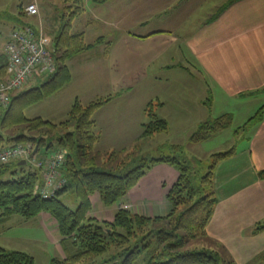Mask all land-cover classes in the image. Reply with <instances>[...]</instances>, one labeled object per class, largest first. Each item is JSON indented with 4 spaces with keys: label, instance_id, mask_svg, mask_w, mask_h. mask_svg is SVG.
Returning a JSON list of instances; mask_svg holds the SVG:
<instances>
[{
    "label": "crops",
    "instance_id": "1",
    "mask_svg": "<svg viewBox=\"0 0 264 264\" xmlns=\"http://www.w3.org/2000/svg\"><path fill=\"white\" fill-rule=\"evenodd\" d=\"M92 1L95 5L85 6L74 19L73 30L83 25V30L75 32H83L87 43L100 38L105 43L70 60L72 81L43 102L50 98L58 101V108L68 115L76 99L88 103L112 96L94 114L99 149L133 146L148 121L149 103L168 121L169 134L173 130L191 133L224 113H232L234 120L237 115L248 116L246 107L251 101L241 100L264 92V0ZM38 2L42 13L50 15L42 6L45 2ZM24 3L19 7L21 14ZM9 37L0 54L5 53ZM262 171L264 116L247 141L222 160L215 172L219 202L207 231L238 262H247L264 251V231L253 233L256 224L264 222ZM178 177L174 167L157 164L116 207H100V194L92 195L91 215L112 222L124 204L136 214L167 215L171 210L168 191ZM95 207L100 208L98 214ZM17 216L0 223V246L28 252L35 264V251L42 249L49 251L47 264L53 258L66 257L58 222L51 214Z\"/></svg>",
    "mask_w": 264,
    "mask_h": 264
},
{
    "label": "trees",
    "instance_id": "2",
    "mask_svg": "<svg viewBox=\"0 0 264 264\" xmlns=\"http://www.w3.org/2000/svg\"><path fill=\"white\" fill-rule=\"evenodd\" d=\"M66 2L72 10L62 18L59 32L53 36L56 71L37 78L36 85L44 78L40 85L13 95L9 106H0V148L33 143L37 155L67 149L68 156L62 167L66 182L52 197L45 198L38 190L42 184L39 169L30 163L22 165L20 161L0 165V223L12 215L34 218L43 212L51 214L58 222L66 257L53 258L50 264H95L99 259H103L102 264H135L143 254H147L146 264H237L207 231L219 202L215 190L216 168L235 148L214 153L205 161L191 159L182 146L167 142L161 146L160 156L147 157L145 146L156 134L169 132L168 121L159 117L155 105L149 103L148 121L133 146L102 154L96 150L100 134L94 114L112 96L97 97L88 103L76 99L68 117L60 122L27 117V108L72 81L70 60L105 43L100 38L89 44L83 32H73V21L84 12L85 3L84 0ZM6 77L7 57L3 53L0 54V83ZM263 116L264 105L244 126L236 129V134L261 121ZM233 123L232 113L211 118L199 126L190 140L196 144L207 141ZM157 164L170 165L179 173L168 191L171 210L167 215H140L122 207L112 222L100 221L91 215L92 195L99 193L105 206L118 204ZM260 176L264 177V171ZM67 194L75 198L78 204L75 210L63 201ZM263 230L264 222H261L254 233ZM257 260L258 264H264V253ZM0 264H35V258L28 252L0 246Z\"/></svg>",
    "mask_w": 264,
    "mask_h": 264
},
{
    "label": "rangeland",
    "instance_id": "3",
    "mask_svg": "<svg viewBox=\"0 0 264 264\" xmlns=\"http://www.w3.org/2000/svg\"><path fill=\"white\" fill-rule=\"evenodd\" d=\"M27 1L28 0H0V49L2 47V44L5 43V40L7 39L9 34L12 32L13 28L20 22H24L33 25L35 27L41 28L42 30H44L46 33H48L53 37L55 33L59 32V29L62 24V18H64L65 15H69L70 11L72 10L70 6H67L70 5V3L66 2V0H42L45 2L44 3L45 5L42 6L47 7L51 13L50 15L46 16L45 14L42 13L43 10L38 2L39 0H29L28 2ZM23 2H25L24 3L25 5L35 2L39 7V15L34 17L28 16L26 15L22 7L21 9L23 10V13L22 14L19 13V7ZM84 3L86 7L95 5V3L92 0H84ZM204 8L206 10L208 8V5H205ZM78 27L79 29L76 28L75 30H73V32L77 30H83L84 28L83 25ZM92 30H95V27H93ZM39 77L41 76L36 75L32 77L22 88H20L16 92L21 91L27 87H30L33 84H36L34 81ZM43 80L44 78H41L40 82L37 85L43 83ZM243 101H246V103L248 101H251V104H249L248 107H246V110H248V113L250 112V114L248 116L237 115L236 120H234L233 125L229 129H226L220 132L219 134H217L216 136L210 138L209 140L198 144L193 143L190 140L191 135L195 131H192L190 133L183 130L182 131L173 130L170 132V134L169 132L156 134V136L151 140V143L148 146H145L144 149L145 155L147 157L160 156L161 146L165 144L166 139L171 140V143L173 141L176 142L172 144L182 146L184 149V153L187 157L191 159H203L205 161H209V157L214 153L226 152L231 150L232 148H237L239 145L241 146L245 141H247L248 137L253 133V127L256 124L255 123L252 124L245 131L242 130L239 134L238 133L236 134L234 130L240 124L243 125L238 126L237 128L244 126L246 124L245 122H247L251 117H253L255 113L263 106L264 92H262L261 94L259 93L256 96H253L251 100H248V98H246L245 100H241V103H244ZM58 107H60L59 102L56 100H51L50 98V100H46L44 102L42 101L29 107L26 110V115L30 118L41 116L44 119H50L52 121L59 122L65 120L68 115L67 113H65V111H63V109H59ZM96 150L102 154H105L107 152L110 153L113 151V150L107 151L105 149H99L97 146H96ZM56 151L57 150H52L51 154L55 153ZM165 152L168 153L169 151L165 150ZM28 168L29 166H27V169ZM63 201L74 210L78 206L75 198L70 194L64 195ZM116 206L117 204L113 205L112 207H116ZM100 207L110 208L111 206L108 207L105 206L103 203H101ZM121 207L123 209L130 210V205L128 204H124L120 206V208ZM99 210L100 208L95 207L94 212L98 214ZM17 217L21 219H25L20 215H18ZM10 223H14V222L12 221ZM258 224L259 223H257L256 226ZM256 226L253 229V233ZM35 252H36L35 255L37 257V264H47L45 259L47 258V254H49V251L46 249H42L41 251L38 250ZM262 253H264V251H262L261 253L256 255L255 258L247 262L240 261L241 263L238 262L236 259H234L233 256L232 257L237 264H258L257 259ZM146 257L147 254H143L135 264H146V259H147ZM102 262L103 259H99L95 264H102Z\"/></svg>",
    "mask_w": 264,
    "mask_h": 264
},
{
    "label": "built area",
    "instance_id": "4",
    "mask_svg": "<svg viewBox=\"0 0 264 264\" xmlns=\"http://www.w3.org/2000/svg\"><path fill=\"white\" fill-rule=\"evenodd\" d=\"M28 16H38L39 7L34 3L26 5ZM54 40L41 28L30 24L16 26L6 43L7 77L0 83V106H9L14 92L22 88L32 77L50 75L56 71ZM68 151L59 149L53 154H35L33 143L17 144L0 148V165L26 160L42 174L39 193L45 198L52 197L66 179L62 167Z\"/></svg>",
    "mask_w": 264,
    "mask_h": 264
},
{
    "label": "water",
    "instance_id": "5",
    "mask_svg": "<svg viewBox=\"0 0 264 264\" xmlns=\"http://www.w3.org/2000/svg\"><path fill=\"white\" fill-rule=\"evenodd\" d=\"M20 164H22V165H26L27 162H26L25 160H23V161L20 162Z\"/></svg>",
    "mask_w": 264,
    "mask_h": 264
}]
</instances>
